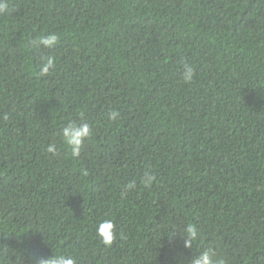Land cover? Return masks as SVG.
I'll list each match as a JSON object with an SVG mask.
<instances>
[{
  "label": "trees",
  "instance_id": "obj_1",
  "mask_svg": "<svg viewBox=\"0 0 264 264\" xmlns=\"http://www.w3.org/2000/svg\"><path fill=\"white\" fill-rule=\"evenodd\" d=\"M6 2L0 264H264V0ZM70 122L91 129L79 157Z\"/></svg>",
  "mask_w": 264,
  "mask_h": 264
},
{
  "label": "clouds",
  "instance_id": "obj_2",
  "mask_svg": "<svg viewBox=\"0 0 264 264\" xmlns=\"http://www.w3.org/2000/svg\"><path fill=\"white\" fill-rule=\"evenodd\" d=\"M8 8V4L6 0H0V13L6 11ZM58 41V37L55 33H50L47 35H42L38 42H36V46L38 47L40 44L44 45L45 48H53L56 46ZM55 67V59L52 56H46L43 62L40 65V74L46 75L50 68L54 69ZM194 75V70L191 65L186 62L183 63V72L182 78L185 82L191 81ZM119 116L117 111H111L109 114V119L115 120ZM6 119V117H5ZM91 135V129L87 123H68L61 130V137L64 144L70 147L71 154L73 157H79L82 144L84 139ZM48 151L55 152V148L49 146ZM154 179L153 176L144 174L143 183L149 184ZM132 184H129L128 187H132ZM115 225L110 219H98L94 223V232L95 235L99 238L100 242L105 247H110L115 240V233L113 231ZM187 234L190 237V240L185 242L187 247L191 246V240H194L197 236V233L193 227V225L189 224L187 227ZM39 264H76V260L71 256H66L63 254H53L51 256L42 258L39 261ZM191 264H227V262L221 257L217 258L215 261L212 258V250L204 249L201 250L198 255L194 256L191 260Z\"/></svg>",
  "mask_w": 264,
  "mask_h": 264
}]
</instances>
